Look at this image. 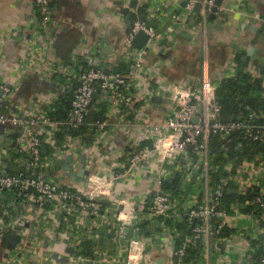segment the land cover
<instances>
[{"label":"built area","instance_id":"1","mask_svg":"<svg viewBox=\"0 0 264 264\" xmlns=\"http://www.w3.org/2000/svg\"><path fill=\"white\" fill-rule=\"evenodd\" d=\"M107 1H122L127 6L131 0ZM139 1L148 7V20L138 18L133 27L126 26L122 42L110 38L113 55L129 65L128 72L106 65L100 52L82 58L74 55L77 66L72 75L53 52L61 27L54 17L53 0H31L34 36L27 39L25 29L16 31L22 43L20 55L10 76L0 74V242L4 244L15 230L19 236L17 248L7 259H0V264H59L53 259L55 253L70 264H82L86 257L68 255L65 249L82 251V236L91 241L99 237L92 231L100 224L96 222L103 209L99 200L123 208L115 237L123 242L128 239L123 264H155L151 254L160 247L166 264H264V153L243 160L228 156L236 133L264 145V116L254 113L246 120L223 122L216 97L223 79L237 77L239 61L232 56L218 82L203 78L183 86L170 84L160 73L161 64H151L149 57L159 53L163 41H172L177 28L157 36L149 21H163L167 14L161 12L158 0ZM215 3L189 0L178 29L187 27L186 19L198 5L207 17ZM223 11L221 7L216 14ZM39 12L41 20L37 19ZM140 32L149 40L137 49L133 41ZM106 33L96 30L91 51L104 47L101 40ZM259 69L251 61L246 73L264 79ZM32 70L44 72L58 89L38 92L28 100L18 96ZM65 97L69 108L60 116L57 105ZM156 97L162 99L160 104L153 102ZM130 130L140 139L128 154L112 155L110 142ZM238 144L237 148L244 146L243 141ZM216 149L225 155L220 177L215 176ZM69 156L71 171L61 166ZM105 165L108 170L103 173ZM85 169L90 171L87 184L70 179ZM142 175L153 178V190L143 202L136 205L121 194L114 196L118 185L136 183ZM175 175L184 177L178 196L165 189ZM6 192L15 196L9 200ZM233 193L236 200L229 204L226 194ZM3 197L5 205L1 204ZM8 200L16 204V217H8ZM26 224L40 225L43 233L32 235ZM141 224L154 231L141 233ZM158 238L167 244L157 246ZM244 243L251 252L244 253ZM199 245L203 259L188 262ZM88 260L117 262L111 255Z\"/></svg>","mask_w":264,"mask_h":264},{"label":"crops","instance_id":"2","mask_svg":"<svg viewBox=\"0 0 264 264\" xmlns=\"http://www.w3.org/2000/svg\"><path fill=\"white\" fill-rule=\"evenodd\" d=\"M158 1L160 8H171L170 12L178 10L184 14L185 9L182 8V5L189 0ZM114 2L117 1L61 0V5L58 6V0H53L54 17L61 24L58 35L53 41V52L56 57L63 60L64 64L69 67L68 69L72 70V75L75 74L74 69L76 70L77 66V61L74 59L76 56L82 58L83 54L89 56L103 52L102 56H104L106 65L113 69L121 62V59L114 55H105L102 49L98 51H91L90 49L96 30H107L108 33H111L112 42L119 43L123 41L126 26H128L126 16L120 13V7L114 5ZM31 4V0H0V74L6 77L12 74L14 64L18 60L22 48V43L16 31L25 29L28 33L27 39L34 36L35 24L31 14ZM222 8L225 11L217 15L215 20L205 18L204 22L201 23H198L194 18V13H196L194 11L187 27L176 34V37H174L176 40L173 38L170 41L173 46H167L169 50L165 48L164 53L168 58L162 59L159 57L162 49L159 53L149 57L151 64H161L160 73L170 84L183 86L188 81H199L203 78L218 82L223 76L222 72L224 71V75L226 73L224 68L228 59L236 56V52L232 50L235 41L247 48L251 46L259 47L260 56H264V0H224ZM140 9L142 7L131 11V19L137 20L141 14L148 15V12H140ZM200 12L202 13V11ZM168 19L169 15L161 22L160 27ZM255 29H258V31ZM204 54L206 58L204 64H202L201 58ZM43 74L44 72L36 70L28 72L18 96L28 100L38 92L56 91L58 87L54 83L55 81L49 83ZM153 74L156 75V73ZM36 89L39 90L36 91ZM60 101L67 102V99L65 97ZM64 105L59 103L57 108ZM139 139L140 136L131 130L121 132L110 142L108 150L114 156L128 154ZM107 170L108 166L105 165L103 173ZM180 180L181 178H178L177 175L174 184L169 182L176 190V194H178L177 185ZM152 190L153 178L142 175L136 183L129 181L118 185L115 188L114 196L118 197L121 194V197L137 205L149 197ZM8 199L10 200V197ZM12 204L9 202L8 207ZM119 209L120 207L115 204H112V207L103 206V215L100 214L96 222L100 221L99 226L105 229L104 236L97 237V240L104 239L105 244L103 247L95 248L91 243L87 246L82 242L83 247L81 249L88 252L87 260L94 259L95 255H107L108 257L111 255L112 259L117 261L115 264L125 262L129 250L128 239L123 242L112 237L113 235L116 237L117 227L119 226L117 222ZM26 227H31V234L36 237L43 233L40 225L33 224L30 226L26 224ZM141 231L145 234L153 232L154 229L148 227L146 230L141 229ZM156 244L157 246H165L167 240L158 238ZM4 254V247L0 245V259L4 258ZM151 256L155 260V264H166L164 260L166 256L162 255L161 247L153 250Z\"/></svg>","mask_w":264,"mask_h":264},{"label":"water","instance_id":"3","mask_svg":"<svg viewBox=\"0 0 264 264\" xmlns=\"http://www.w3.org/2000/svg\"><path fill=\"white\" fill-rule=\"evenodd\" d=\"M76 1V0H75ZM223 2L224 0H216V3H215V7L213 9V13L208 15L207 17H205V15L202 14V16L204 17V19L208 18L210 20H215L217 18V12L219 10V8H221L223 6ZM124 3L122 1H117V2H114V5L120 7V13L122 15H125L126 16V24L127 25H130L131 27L134 26V19H131L132 17V10H137L139 9V7H144L145 9V12L148 11V7L146 5H142L140 3L139 0H131L130 3L125 6L123 5ZM58 6L61 5V0H58V3H57ZM188 6V2H185L183 3L182 5V8L183 9H186ZM170 9H167V8H161V12H163L164 14H167L169 15V19L165 22V24L160 27L161 25V20L158 19V18H153L149 21V26L151 28H154L156 29V34L157 36H162V35H165L166 33H168L172 28H177V32L175 33V36L176 37V34L186 28V27H182L181 29H178V26L182 23V12L180 13V11L178 10H174L172 12H170ZM194 11L196 13H199L200 11H202L201 7L198 5ZM193 11V12H194ZM106 12H108V10H106ZM139 19H141L142 21L146 22L148 20V15H145V14H141L139 15ZM191 20V18H187L186 19V22L189 23ZM256 31H258V29H255ZM110 38H111V33H106V36L101 40L102 41V44H104L105 46L102 48V51H104L105 55H113V47L110 45ZM149 40V36L146 35L144 32H140L134 39L133 41V46L134 48H137V49H141L143 48V46L146 45V43L148 42ZM174 40H176V38H174ZM167 46H173L172 43L170 41H163L162 44H161V47H162V51L161 53L159 54V57L162 58V59H167V55L164 53L165 52V48H167ZM175 48V47H174ZM232 50L236 53H239L241 55V63H240V66L238 68V73H244L245 72V69H246V65L249 63V61L254 58H258L260 56V48L259 47H256V46H251V47H245L243 45H239L238 41H235L232 45ZM205 54L203 55V57L201 58V61H202V64H204V61H205ZM260 74L261 76L264 77V64L261 65L260 67ZM2 94V90H0V95ZM162 99L159 98V97H156L154 98V102L155 103H161ZM43 153L44 154H47V148L44 147L43 148ZM72 157L69 156L67 158L66 161H62L61 162V166L63 167V169L67 170V171H71V168H70V161H71ZM85 160V156L83 157L82 161ZM6 164L9 166L10 165V162L8 161H5ZM90 175V171L88 169H85L83 170L82 172L78 173V174H72L70 175V179L73 181V182H81V183H84V184H87L89 179ZM176 178H177V175H175L171 180H170V183L171 184H174L175 181H176ZM184 180V177L181 178L180 182L178 183L177 185V192L180 190L181 188V185H182V181ZM6 198L3 197V200H5ZM99 204L103 205V206H109V207H112V202L110 201H105V200H99L98 201ZM16 207V204L13 203L12 205H9V209H12ZM123 208L120 207V211L122 210ZM243 209H247V207H243ZM101 214L103 215V213L101 212ZM72 224L75 222V217H72L71 218V221H70ZM103 230V231H101ZM105 229L102 228L101 226H97V227H94L92 229V231L94 232V236L98 235V236H101L103 237L104 234H105ZM113 239L115 238V236L113 235L112 236ZM81 241L84 243V244H90L93 246V247H103L104 244H105V240L104 239H100V240H93L91 241L90 239L86 238V236H82L81 237ZM19 244V236L17 234V231H13L12 233H10L7 238H6V242L3 244L0 242V245L2 247H4V250H5V254H4V258H8L9 255H10V251H13L17 248ZM65 253L68 254V255H72V254H75L76 256H80V257H86L88 252L86 250H82V251H76L73 247H67L65 249ZM58 253H55L53 255V259L57 260L59 264H70L69 263V260L67 258H61L59 259L58 257ZM82 264H98V263H92V261H89V260H85L83 261Z\"/></svg>","mask_w":264,"mask_h":264},{"label":"trees","instance_id":"4","mask_svg":"<svg viewBox=\"0 0 264 264\" xmlns=\"http://www.w3.org/2000/svg\"><path fill=\"white\" fill-rule=\"evenodd\" d=\"M54 5V3H53ZM140 12H145V9L142 7ZM195 19L198 23L204 22V17L202 16L201 12L194 13ZM40 12L37 15V19L41 20ZM241 55L237 57L239 63H241ZM254 60V59H253ZM256 62L261 67L263 63L262 60H258L256 58ZM85 68L88 69V66L83 61L81 63ZM117 72L127 73L129 70V65L126 62H119L114 68ZM264 78V77H263ZM264 79H254L250 74L238 73L237 77L235 78H225L223 79L220 84H218V89L216 92L217 100L221 106V119L223 122H232V121H239V120H246L249 118L250 114H257L264 116V86H263ZM65 104L64 106L58 107L59 115L63 116L64 113L69 108V102H62ZM244 136L242 133H236L232 137L233 146L232 151L228 154L229 157H239L240 159H249L253 157L255 154L262 152L264 153V145L249 142L243 139ZM243 141L244 146L242 148H237L239 146L238 142ZM251 143V144H250ZM250 145L247 147V145ZM252 147V148H251ZM215 158L214 163L218 165V173L215 174L216 177L223 176L224 170V153H219L216 149L215 151ZM166 191L170 192L173 196H178L176 194V190L172 185L167 182L165 184ZM6 196L13 197L15 196L13 192H6ZM236 200L234 193L233 194H226L225 201L230 204ZM5 201V200H4ZM6 202L1 201L2 205H5ZM8 208V206H7ZM9 209V208H8ZM8 217H16V212L13 209L9 210ZM181 227H184L181 226ZM142 230H146V224H141L139 226ZM88 246V244H85ZM203 259V247L199 245L197 250H194L188 262L196 261V263L200 262Z\"/></svg>","mask_w":264,"mask_h":264},{"label":"flooded vegetation","instance_id":"5","mask_svg":"<svg viewBox=\"0 0 264 264\" xmlns=\"http://www.w3.org/2000/svg\"><path fill=\"white\" fill-rule=\"evenodd\" d=\"M239 55H240L239 53H236V58H237ZM257 59H258L259 61L262 60L263 63H264V56H259ZM228 60H229V59H228ZM251 61H255V62H256L257 60H256V58H254V60L251 59V60L249 61V63L246 65V68H247L248 65L251 63ZM239 66H240V63H239ZM256 66H257L258 68H260V65H259L258 63H256ZM259 70H260V69H259ZM245 72H246V69H245Z\"/></svg>","mask_w":264,"mask_h":264},{"label":"rangeland","instance_id":"6","mask_svg":"<svg viewBox=\"0 0 264 264\" xmlns=\"http://www.w3.org/2000/svg\"><path fill=\"white\" fill-rule=\"evenodd\" d=\"M39 89H36V91H38ZM244 248L246 249V250H244V253L245 254H247V251H249V252H251L250 251V247H249V245L248 244H246V243H244ZM252 252H253V250H252ZM252 255V254H251ZM231 257H232V255H231ZM233 258V257H232ZM233 264H238V263H233ZM244 264H251V263H249V262H246V263H244Z\"/></svg>","mask_w":264,"mask_h":264}]
</instances>
